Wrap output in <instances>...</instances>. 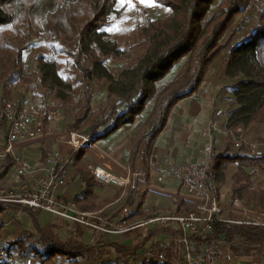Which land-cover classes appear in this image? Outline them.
I'll return each instance as SVG.
<instances>
[{"label":"trees","instance_id":"1","mask_svg":"<svg viewBox=\"0 0 264 264\" xmlns=\"http://www.w3.org/2000/svg\"><path fill=\"white\" fill-rule=\"evenodd\" d=\"M118 1L0 0L2 90L27 70L26 52L40 51L46 43L53 54L69 59L79 74L83 100L67 125L69 129L101 142L145 120L140 138L149 140V152L174 107L198 93L209 69L226 54L224 85L215 104L224 102L229 129L246 130L254 124L264 127V0H226L215 14L211 10L217 0H153L169 14L135 23L124 40L114 35V21L120 16ZM37 61L42 88L60 100L68 99L74 85L62 75L61 65L49 55H39ZM109 62L116 65L111 67ZM185 65L186 71L179 73ZM99 96L102 99L94 109ZM217 112L213 111L212 119ZM230 141L226 139L221 148L212 151L207 180L210 195L220 198L229 169L236 165L231 175V200L238 199L246 209L264 214V187L250 179L264 165V152L253 156L245 146L231 152ZM83 155L84 151L74 154L66 166L72 179L85 185L84 192L73 202L84 212L97 211L99 207L91 202L97 182L90 170L91 162L82 160ZM248 169L253 173H248ZM11 171L13 161L7 159L0 167V185ZM3 206L0 203V246L11 256L15 251L20 252L38 264H169L172 261V251L166 249L167 261L152 257L146 263L145 242L150 237L137 247L116 242L110 235L98 237L90 245L63 241L53 227H42L37 214L30 210L27 213L35 234L25 233L15 215L7 213ZM7 206L17 208L12 204ZM158 212L153 208L140 212L139 216L149 219ZM193 212L195 209L184 202L174 211L178 216ZM198 239L233 242L234 254L247 257L264 246V226L216 222L204 239ZM105 247L112 248L119 256L105 254L102 251ZM151 247L154 254L155 246Z\"/></svg>","mask_w":264,"mask_h":264},{"label":"built area","instance_id":"2","mask_svg":"<svg viewBox=\"0 0 264 264\" xmlns=\"http://www.w3.org/2000/svg\"><path fill=\"white\" fill-rule=\"evenodd\" d=\"M59 113L60 109L54 105L42 107L32 103L20 106L12 98L0 102V160L11 159L13 161L15 177L19 179L32 177L31 188L27 185L19 191L0 188V203L5 206L16 205L18 215L25 210L45 212L71 225H80L109 235H125L139 231L143 236H147L152 227L158 231L169 228L178 235L173 243L179 246L177 250L183 255L185 264H222L234 260L233 242L198 239V237L204 239L205 235L211 231L212 224L216 222L264 226V220L260 215L255 216L252 221L221 219L219 216L222 211L221 205L216 198L210 195L207 188L214 135L220 134L233 138L236 148H241L244 142L242 138L244 130L242 128L229 129L228 120L224 125L217 119L210 120L204 127L203 136L208 139V142L199 162L178 168L169 167L158 177L159 183L171 180L181 185L195 209V212L189 215L170 214L135 221L132 208L126 206L120 211L115 221L108 222L102 211L81 212L75 203L60 201L57 193L69 180L66 171L69 159L65 160L61 152L54 151L51 152L44 167L35 168L30 161L19 154L22 146L53 137L51 129L57 125ZM223 114L222 110L218 111L217 118ZM4 124H6L5 128ZM79 146L78 148H76L77 145L72 146V152L80 149ZM250 150L253 156L261 155L258 152V145L251 146ZM90 170L96 180L121 188L129 185L134 188L138 177L146 176L145 166L131 176V179L111 175L100 167H90ZM234 204L243 209V204L238 199L234 200ZM145 257L146 263L152 257H157L160 261L165 260L162 251L155 255L146 254ZM14 263L12 256L0 246V264ZM27 264H32V260L28 259Z\"/></svg>","mask_w":264,"mask_h":264},{"label":"crops","instance_id":"3","mask_svg":"<svg viewBox=\"0 0 264 264\" xmlns=\"http://www.w3.org/2000/svg\"><path fill=\"white\" fill-rule=\"evenodd\" d=\"M196 97L197 95H194L190 98H186L174 107L168 119L167 125L165 126L163 132L158 136L157 140L152 146L151 151L149 152L147 151L149 140L147 138H140L141 125L145 123L144 120L139 121L132 126H127L123 128L122 130H120V132L114 134L107 140L101 141L100 144H97V142H94L91 138H86L82 135H79V138L85 141H79L77 139L72 140V145H80V149L74 152H72L73 150L71 143L61 141L60 139L55 138V134L51 133V135L53 136L51 139H47L45 141H38L36 143L22 146L19 151V154L29 161L30 157L33 158V161L39 160V165L33 164L32 160L30 161L34 165V167L37 168L44 167L48 161V158L51 155L49 152L48 155L45 156L43 154V150H48L49 148H51L52 152L59 151L64 155L65 160L70 159L74 154L79 153L80 151H84L82 160H89L91 164L94 165V167H100L111 175L128 178L134 176L139 170H141L145 166L146 176L138 177V179L136 180L137 185L134 188L130 185L125 188H121L111 184H105L96 180L97 186L94 189L91 202L94 203L97 207H99V209L97 211L87 212L102 211L108 220L111 219L110 222L115 221L117 219L120 210L119 206L131 207L134 212L133 218L135 221L145 219L140 217L139 213L142 212V204L145 202L149 195H157L161 196L162 198H170L174 202V208H176V206L179 205L180 202H184L190 207H193L189 197L185 194V191L184 189H182L181 185L171 180H168L164 183H159L158 177L169 167L178 168L189 163L199 162L204 155V150L197 153V151L194 149H196L197 147L196 142L197 134L199 132V120L202 119L200 118V115L203 113L209 114V110L207 111V107L209 106L207 104H203L206 109H202L203 106H200V103L202 101H198V99H200L198 97L197 100H194V98ZM195 101H198V104L194 103ZM213 111L214 110L211 111L210 115H207L209 121L217 119L222 123V125H224V123H226V121L228 120V116L225 114V112L222 110L224 113L223 116L217 118L216 115V118L212 119ZM209 121L207 123H209ZM216 137H223L225 140L228 139V137L220 134H215L214 138ZM70 138L73 139V137ZM61 139H63V137H61ZM207 141L208 139L205 138V142ZM188 142L190 143L189 145H187ZM184 146L187 147L184 149ZM221 147L222 145H220L219 148ZM215 149H218V147H215ZM172 164L178 167H175ZM68 175L69 180L65 186L61 187L58 190L57 197L58 199L62 198L68 200V202L62 201L64 203H74L73 199L84 192L85 185L82 182H79L78 179L73 180L72 175H70L69 173ZM15 178L17 179L18 183V188L15 189V191H19L25 185L31 188L32 177L25 178L24 180L19 179L17 177ZM223 189H220V198L217 199L222 208V211L219 215L221 219L233 220L237 219L239 215L245 214L244 210L234 204V201L231 200L230 192L228 195L230 198V202H224ZM15 211L18 212V209L16 208ZM79 211L84 212L80 209ZM147 211L150 210L147 209ZM24 213L28 214L27 211H25ZM34 213L37 214L38 218L41 214L48 216L46 221L45 217H42L43 220L41 219V217L39 218L42 227H53L55 229L54 232L56 231L58 232V234L60 233L59 235L63 241H67L65 239L67 233L61 232L64 230V228L74 226L76 230L75 236H77V233L79 235L78 238H74V240H68L69 242H73L74 244L78 245H90L94 243L93 240L86 242L85 236L82 237L83 234L89 228L80 225H71L70 223L55 218L45 212ZM170 214L175 213L170 212L168 215ZM257 214L262 216L264 220V214ZM58 228H60L61 230H57ZM153 231L161 234L158 230L154 229L153 227L149 229V233ZM106 235L109 234L99 233L98 237H106ZM109 237L111 239H115L116 242H123L129 247L138 246L134 244V240H132L131 237H126L124 239L122 237V241L117 239L119 235H110ZM177 237L178 235L174 233L172 237L173 242ZM152 239L155 240L154 238ZM10 240L11 239H9V241ZM154 242L156 245V241ZM173 242L168 244L169 247L174 248V250H177V248L179 249V246L174 244ZM260 248L264 249V246ZM102 251L105 254L109 255H114V253H116L112 248L108 247L102 248ZM257 259H264V255L260 256Z\"/></svg>","mask_w":264,"mask_h":264},{"label":"rangeland","instance_id":"4","mask_svg":"<svg viewBox=\"0 0 264 264\" xmlns=\"http://www.w3.org/2000/svg\"><path fill=\"white\" fill-rule=\"evenodd\" d=\"M226 0H217L215 5L213 6L211 10V14H215L218 12V8L222 2ZM154 6H145L144 4L140 3L139 0H128L127 3H122L121 0L118 1L117 4V9L120 11V16L119 18L115 19L114 21V35H117L118 39H123L130 34L132 31L134 24L137 22L144 21L147 18H152V19H161L164 18L169 14V11L160 7L159 5L155 4L153 2ZM39 55H49L53 56L54 60H56L60 65H61V73L64 77H68L70 81L73 83L74 88L72 91L68 92L69 98L66 100H60L58 99L55 94L45 88H42L38 81V73H39V67H38V61H37V56ZM25 65L27 66V70H25L17 79V81L13 82L12 85L8 86L6 90H2L0 87V101L3 99H13L17 102H19L21 105H26V104H37L42 107H51L52 105L58 107L60 109L59 113V120L57 122V125L54 126L51 130L52 133L55 134V138L60 139L61 141L69 142L71 143L72 140H79V141H85L80 139L79 137L81 136L80 134H77L75 132H72L69 127L67 126L69 122L73 119V116L75 115L76 111L79 108V105L81 104L83 100V92L81 89V86L78 85V80H79V74L78 71L73 67L71 61L67 59L66 57L63 56H57L52 53V50L49 48L48 44L44 43L43 46H41L40 51L36 50H31L27 51L25 54ZM111 67H114L116 64H113L114 62H109ZM226 64H227V57L226 54H222L214 63V65L209 69L205 80L200 87L198 93L196 94L197 97L194 98V100L202 101L200 103V106H203L202 109H206L203 104H207L209 107H207V111L209 110V114H201L199 120V126H198V134H197V147L196 150L197 153L201 152L204 150L206 143L205 142V137L203 136V129L205 126H207V122L209 121L208 116L210 115L212 110H223L226 113V107L224 102L217 103L215 104L217 95L219 91H221L224 82L222 79V76L224 74V71L226 69ZM187 69V65H185L179 73L183 74ZM101 97H97L96 101L93 104L94 109L97 107V105L101 101ZM198 101L194 102L198 104ZM201 109V110H202ZM57 135V136H56ZM60 135V137H59ZM80 135V136H79ZM63 137V139H61ZM70 137H73L70 138ZM78 137V138H77ZM230 138V137H228ZM242 138L244 142L242 143V147H247V150L250 149L251 146H257L258 145V152L261 153V155L264 152V127L259 126L258 124L252 125L250 128L244 130L242 134ZM230 143H231V152L236 151L240 148H236L235 146V141L233 138H230ZM101 142H97V144H100ZM225 139L223 137L220 138H214L213 137V143H212V149L214 150L215 147H220V145H224ZM190 143L188 142L187 145ZM71 146H74V144ZM80 147V146H79ZM187 146H184V149ZM78 148V145L77 147ZM44 152L48 153L52 152L51 148L48 150H43ZM251 154V150L249 151ZM44 154V153H43ZM46 156V154H44ZM33 161V158L30 157V161ZM29 161V160H28ZM35 162V163H34ZM38 162V163H37ZM4 163V160H0V167ZM35 165H39V160L33 161L32 162ZM37 163V164H36ZM92 165V164H91ZM175 166L174 164H172ZM94 165H92L93 167ZM178 167V166H175ZM236 171V165L231 166L229 169V174L227 176V181L226 183L222 186L223 189V199L224 202L228 203L230 202L229 198V192L230 188L232 186V180H231V175L235 173ZM248 173H253V170L248 169ZM131 179V177H129ZM251 181L253 184L258 185V186H263L264 187V165L261 168H258L254 174L250 177ZM27 182V181H26ZM0 188H4L6 190H13L18 188V183L17 179L14 176L13 171H11V174L4 180V182L0 185ZM143 210L142 211H147L152 210V208H157L159 210L158 213H155L157 216L160 214V216H168V213L174 212V202L170 198H162L161 196L157 195H149L145 202L142 204ZM3 208L7 209L6 212L15 215L16 220L21 223L23 229L26 232L25 233H34L35 230L31 224L30 217L28 214H25L22 212L21 215H18V212L15 211V209L10 208L9 206H3ZM120 211L124 207H120ZM245 214L239 215L237 219L239 220H245V221H252L255 216L258 214L251 210V209H246L243 206V209ZM28 211V210H27ZM17 213V214H16ZM24 214V215H23ZM18 215V216H17ZM27 215V216H26ZM45 217V221L47 220L46 215H39V218ZM109 218V217H108ZM107 219V218H106ZM43 220V219H42ZM108 222L111 221L107 219ZM113 222V221H112ZM63 229V228H62ZM57 230H61L58 228ZM173 230L167 228L165 230L159 231L161 234L157 232H150L147 236H143L142 233L139 231H135L134 233H129L125 237H131L132 240H134V244L139 246L141 243H143L146 239H149L145 242L147 253L145 254H151L155 255L156 253L162 251L165 255V260L167 261L168 257L166 256V252L164 250L169 249L172 251V259L169 264H183L184 258L183 255L179 253L178 250H174V248L169 247V243L173 242V235L174 233L172 232ZM61 232V231H60ZM55 233H58L55 231ZM61 233H67L65 239L68 240H74V238H78V233L77 236H75L76 230L73 227H67L64 228V230ZM60 234V233H59ZM99 232L89 228L82 237L85 236V241H90L93 240L94 242L98 238ZM152 235V236H151ZM118 236V235H117ZM124 236V235H123ZM120 236L117 237L118 240L122 241V237ZM155 236V237H154ZM154 238L155 240H153ZM12 241L13 239L10 238ZM124 239V237H123ZM10 240V241H11ZM3 241V240H2ZM157 245H155V242ZM89 243V242H88ZM159 245V246H158ZM151 246H155V253H151ZM151 247V248H150ZM166 247V248H165ZM154 249V248H152ZM264 255V249L259 250L257 248L256 250L252 251L250 256L247 257H239L234 254V260L229 262V263H224V264H264V259H257L260 256ZM112 256H119V254L114 253ZM12 259H14L15 264H27V258L23 257V253L20 252H14L12 254ZM32 264H38L36 263V260L31 258ZM223 264V263H222Z\"/></svg>","mask_w":264,"mask_h":264},{"label":"snow or ice","instance_id":"5","mask_svg":"<svg viewBox=\"0 0 264 264\" xmlns=\"http://www.w3.org/2000/svg\"><path fill=\"white\" fill-rule=\"evenodd\" d=\"M122 3H127L128 0H121ZM140 3L144 4L145 6H154L153 0H139Z\"/></svg>","mask_w":264,"mask_h":264}]
</instances>
